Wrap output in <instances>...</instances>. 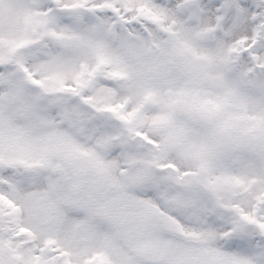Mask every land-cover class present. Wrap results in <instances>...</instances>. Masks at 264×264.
<instances>
[{
  "label": "snow or ice",
  "instance_id": "snow-or-ice-1",
  "mask_svg": "<svg viewBox=\"0 0 264 264\" xmlns=\"http://www.w3.org/2000/svg\"><path fill=\"white\" fill-rule=\"evenodd\" d=\"M0 264H264V0H0Z\"/></svg>",
  "mask_w": 264,
  "mask_h": 264
}]
</instances>
